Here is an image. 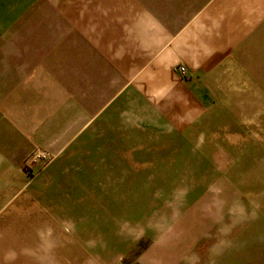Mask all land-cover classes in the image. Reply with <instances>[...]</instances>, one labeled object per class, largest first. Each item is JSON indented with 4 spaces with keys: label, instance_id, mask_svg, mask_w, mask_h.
Here are the masks:
<instances>
[{
    "label": "crops",
    "instance_id": "1",
    "mask_svg": "<svg viewBox=\"0 0 264 264\" xmlns=\"http://www.w3.org/2000/svg\"><path fill=\"white\" fill-rule=\"evenodd\" d=\"M262 24L264 0H0V118L12 119L0 127V264L126 260L148 233L146 183L172 165L126 154L115 168L83 157L78 129H33L36 119L74 112L115 129L183 107L209 126L223 87L255 84L249 43ZM35 145L60 153L29 178L18 166Z\"/></svg>",
    "mask_w": 264,
    "mask_h": 264
},
{
    "label": "rangeland",
    "instance_id": "2",
    "mask_svg": "<svg viewBox=\"0 0 264 264\" xmlns=\"http://www.w3.org/2000/svg\"><path fill=\"white\" fill-rule=\"evenodd\" d=\"M249 46L255 84L223 87L227 95L210 101L209 126L183 107L159 125L130 117L116 119L121 126L115 129H89L96 119L76 118L74 112L36 119L33 129H46L48 120L51 129H78L83 157H112L115 168L126 169V154L172 163L156 167L161 181L146 183L155 189L147 198L148 233L119 264H264V228L251 241L256 222L264 227V24ZM238 72L223 74L233 81ZM11 120L0 118V127H10ZM59 153L32 146L22 154L19 173L32 178Z\"/></svg>",
    "mask_w": 264,
    "mask_h": 264
},
{
    "label": "built area",
    "instance_id": "3",
    "mask_svg": "<svg viewBox=\"0 0 264 264\" xmlns=\"http://www.w3.org/2000/svg\"><path fill=\"white\" fill-rule=\"evenodd\" d=\"M179 70H180V72L184 73L186 71V68L184 66H180ZM121 264H123V263H121Z\"/></svg>",
    "mask_w": 264,
    "mask_h": 264
}]
</instances>
